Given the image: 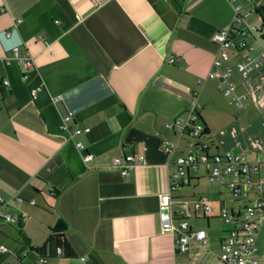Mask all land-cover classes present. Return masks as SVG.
<instances>
[{
  "label": "crops",
  "instance_id": "0c3cea01",
  "mask_svg": "<svg viewBox=\"0 0 264 264\" xmlns=\"http://www.w3.org/2000/svg\"><path fill=\"white\" fill-rule=\"evenodd\" d=\"M236 3L0 0V230L12 215L26 237L0 232V247L8 249L0 248V264H222L229 226L220 209L247 200L233 197L238 204L229 206L231 192L210 179L207 166L190 170V184L174 199L206 196L212 210L189 218L192 230L206 233V246L195 240L182 254L175 235L162 229L159 195L168 190L172 161L189 152L190 139L167 124L196 105L210 154L264 156V66L246 79L235 76L242 108L216 80L198 82L213 68L220 50L213 36L232 26ZM257 10L264 11L263 0L244 10L246 20ZM18 45L33 56L31 69L14 58ZM231 53L233 65L240 55ZM64 124L83 133L71 141ZM164 140L175 149L163 148ZM127 155L145 159L123 176L113 160ZM217 217L220 229L207 230ZM55 233L66 236L73 255L34 250Z\"/></svg>",
  "mask_w": 264,
  "mask_h": 264
},
{
  "label": "built area",
  "instance_id": "2783aa9c",
  "mask_svg": "<svg viewBox=\"0 0 264 264\" xmlns=\"http://www.w3.org/2000/svg\"><path fill=\"white\" fill-rule=\"evenodd\" d=\"M229 1L237 2L233 5V24H241L242 27L238 28L232 24L231 27L215 33L213 41L218 45L219 53L213 62L212 70L205 78H199L198 82L201 83L204 79L216 80L223 95L234 101L238 108H242L246 104L244 102L246 98L237 94V84L234 79L235 76L246 79L253 71L264 66V24L258 31L246 22L244 10L253 0ZM259 18L261 19L260 16ZM249 38H253V42H250ZM12 51L14 58L26 69L34 66L33 56L28 53L21 54L19 45ZM231 52L240 55L233 65L229 63ZM174 61L175 58H171L170 62ZM2 83L8 85L9 81L3 79ZM199 109L200 105H196L190 109L187 117L178 116L167 124L179 138L188 137L190 140L189 152L179 155L172 161L175 169L170 174L168 190L159 195L162 229L175 235V247L179 253H188L191 243L195 240L206 246V233L192 230L189 218L199 210L204 212L212 210L208 197L202 196L193 201L176 200L173 197L174 192L190 184V170L205 165L211 180L226 187L234 198L247 200V204L243 207L229 209L222 206L220 209L221 219L225 225L229 226L221 241L220 262L222 264H264L259 258L256 245L257 237L264 225V156L258 155L255 160H249L230 152L210 154V144L203 140L205 128L199 121ZM62 130L71 141L75 136L83 133L81 129L70 130L65 124ZM76 146L81 151H86L82 143H76ZM162 146L166 150L173 151L176 143L164 140ZM92 158L93 154L85 153V161H90ZM144 159V156L135 158L132 155L116 157L113 160V166L120 169L123 176H129L136 164L143 162ZM15 200L21 201L22 198L18 196ZM0 201L2 202L1 198ZM4 220L12 222L15 218L12 215H5ZM0 248L2 251H8L5 246ZM56 253L63 254L62 248H58Z\"/></svg>",
  "mask_w": 264,
  "mask_h": 264
},
{
  "label": "trees",
  "instance_id": "16d2710c",
  "mask_svg": "<svg viewBox=\"0 0 264 264\" xmlns=\"http://www.w3.org/2000/svg\"><path fill=\"white\" fill-rule=\"evenodd\" d=\"M263 12H261L260 10L256 11V15L260 16L262 19V24H264V13ZM204 135H206V133ZM3 223L6 224V228H7L6 231H7L8 236L13 237L14 239L21 238L23 240H26V237L23 233V225H22L21 219H15L12 222L3 221ZM4 224H1V225H4ZM6 231L4 229L0 230V232L2 233H5ZM58 248H62L64 253L67 255L74 254V251L70 243L68 242L66 236L61 233H55L51 235L48 242L44 246L35 248L34 250L38 252L40 255H42L48 250L49 252L53 253Z\"/></svg>",
  "mask_w": 264,
  "mask_h": 264
},
{
  "label": "rangeland",
  "instance_id": "374dc122",
  "mask_svg": "<svg viewBox=\"0 0 264 264\" xmlns=\"http://www.w3.org/2000/svg\"><path fill=\"white\" fill-rule=\"evenodd\" d=\"M264 13V12H263ZM247 24L252 26L254 29H257L258 31L261 30L262 27V21L261 19L254 13L252 12L246 20ZM234 110H237L236 107H233L231 110H229V113L231 115H234ZM218 139V138H217ZM206 178V177H205ZM221 188V186H220ZM223 188V187H222ZM226 199L229 201V206L231 205H237L238 202H233V196L232 194H228L226 193ZM245 202V201H243ZM211 213V212H210ZM209 213V214H210ZM214 218V217H213ZM190 220V219H189ZM198 221H201L203 224L206 223V218H203V216L201 215V217L199 219H197ZM222 225V220L220 218H215L214 219V225L212 227H208L207 225L205 226V228L209 231H218L220 229V226ZM258 246L260 248V252L264 254V225L262 227V231L258 240ZM220 255V252L218 253V256ZM264 261V258H263Z\"/></svg>",
  "mask_w": 264,
  "mask_h": 264
}]
</instances>
